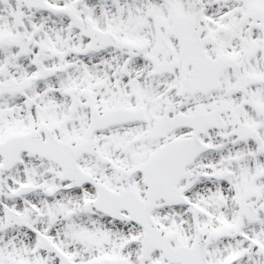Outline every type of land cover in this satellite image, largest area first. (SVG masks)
Returning <instances> with one entry per match:
<instances>
[{"label": "snow or ice", "instance_id": "1", "mask_svg": "<svg viewBox=\"0 0 264 264\" xmlns=\"http://www.w3.org/2000/svg\"><path fill=\"white\" fill-rule=\"evenodd\" d=\"M0 264H264V0H0Z\"/></svg>", "mask_w": 264, "mask_h": 264}]
</instances>
